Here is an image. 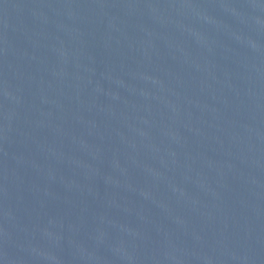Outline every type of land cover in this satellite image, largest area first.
<instances>
[{"label": "water", "instance_id": "1", "mask_svg": "<svg viewBox=\"0 0 264 264\" xmlns=\"http://www.w3.org/2000/svg\"><path fill=\"white\" fill-rule=\"evenodd\" d=\"M0 264H264V0H0Z\"/></svg>", "mask_w": 264, "mask_h": 264}]
</instances>
